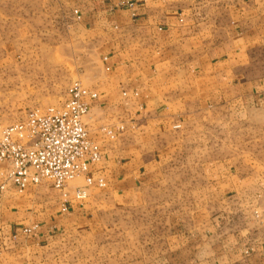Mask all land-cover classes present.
<instances>
[{
    "label": "crops",
    "instance_id": "obj_1",
    "mask_svg": "<svg viewBox=\"0 0 264 264\" xmlns=\"http://www.w3.org/2000/svg\"><path fill=\"white\" fill-rule=\"evenodd\" d=\"M70 5L96 47L85 88L97 98L84 101L102 160L84 201L83 181L67 198L47 182L0 192V264H130L129 236L145 233L130 213L143 220L166 193L167 225L134 264H264V164L249 158L264 153L250 148L241 164L239 144L210 157L206 141L210 129L239 139L264 127V0ZM119 125L114 139L102 131Z\"/></svg>",
    "mask_w": 264,
    "mask_h": 264
},
{
    "label": "rangeland",
    "instance_id": "obj_2",
    "mask_svg": "<svg viewBox=\"0 0 264 264\" xmlns=\"http://www.w3.org/2000/svg\"><path fill=\"white\" fill-rule=\"evenodd\" d=\"M78 22L70 0H0V133L25 123L35 112L61 109L72 86H87V71L91 69L92 73L99 64L92 58L95 43L78 29ZM256 128L246 126L235 131L239 139L232 138V129L225 128V133L222 129L218 133L217 129H210L206 140L210 157L217 149L223 148L227 154L239 144V162L247 164L245 156L250 148L253 152L260 148L258 151L264 153V127ZM223 135L226 141H220ZM249 158L264 164L263 154ZM79 181L85 183L83 179ZM165 195L160 194L155 204L145 206L144 211L149 213L143 220L138 221L137 210L130 213L132 228L138 223L145 227L139 241L136 231L129 236L130 244L134 243L129 252L130 264L136 263L138 257L145 256L147 261L152 256L159 240L157 229H153L167 225L170 205L168 198L164 200ZM151 211L160 212L156 215Z\"/></svg>",
    "mask_w": 264,
    "mask_h": 264
},
{
    "label": "built area",
    "instance_id": "obj_3",
    "mask_svg": "<svg viewBox=\"0 0 264 264\" xmlns=\"http://www.w3.org/2000/svg\"><path fill=\"white\" fill-rule=\"evenodd\" d=\"M75 15L79 20V11ZM88 96L97 98L76 83L69 89L61 109L35 112L25 123L0 133L1 193L12 188L13 193L24 195L48 181L67 198L69 185L83 179L85 185L76 189L74 199L84 201L88 197V189L93 185L90 166L101 162L103 156L100 144L92 139L87 128L90 105L84 100ZM123 130L121 125L102 129L111 139ZM100 185L104 187L102 181Z\"/></svg>",
    "mask_w": 264,
    "mask_h": 264
}]
</instances>
